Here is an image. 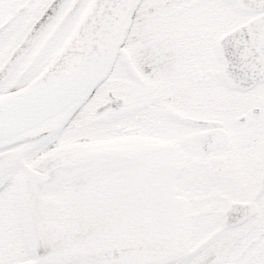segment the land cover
Wrapping results in <instances>:
<instances>
[{"label": "snow or ice", "instance_id": "6c2138e0", "mask_svg": "<svg viewBox=\"0 0 264 264\" xmlns=\"http://www.w3.org/2000/svg\"><path fill=\"white\" fill-rule=\"evenodd\" d=\"M0 264H264V0H0Z\"/></svg>", "mask_w": 264, "mask_h": 264}]
</instances>
